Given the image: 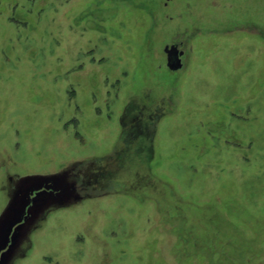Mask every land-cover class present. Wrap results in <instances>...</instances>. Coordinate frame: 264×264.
I'll return each mask as SVG.
<instances>
[{
	"label": "rangeland",
	"instance_id": "374dc122",
	"mask_svg": "<svg viewBox=\"0 0 264 264\" xmlns=\"http://www.w3.org/2000/svg\"><path fill=\"white\" fill-rule=\"evenodd\" d=\"M0 264H264V0H0Z\"/></svg>",
	"mask_w": 264,
	"mask_h": 264
},
{
	"label": "water",
	"instance_id": "95a60500",
	"mask_svg": "<svg viewBox=\"0 0 264 264\" xmlns=\"http://www.w3.org/2000/svg\"><path fill=\"white\" fill-rule=\"evenodd\" d=\"M164 50L167 55L166 65L168 66V68L173 70L179 68L181 66V60H180L181 50H178V48L174 44L170 46L166 45Z\"/></svg>",
	"mask_w": 264,
	"mask_h": 264
},
{
	"label": "flooded vegetation",
	"instance_id": "af4514ba",
	"mask_svg": "<svg viewBox=\"0 0 264 264\" xmlns=\"http://www.w3.org/2000/svg\"><path fill=\"white\" fill-rule=\"evenodd\" d=\"M30 205V204H29Z\"/></svg>",
	"mask_w": 264,
	"mask_h": 264
}]
</instances>
